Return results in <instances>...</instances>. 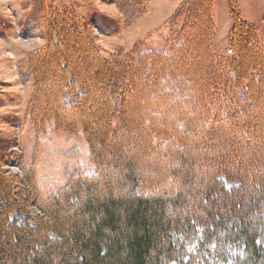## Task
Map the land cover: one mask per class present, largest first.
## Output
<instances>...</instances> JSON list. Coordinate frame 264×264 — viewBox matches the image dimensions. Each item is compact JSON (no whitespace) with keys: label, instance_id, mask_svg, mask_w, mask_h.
Masks as SVG:
<instances>
[{"label":"rangeland","instance_id":"rangeland-1","mask_svg":"<svg viewBox=\"0 0 264 264\" xmlns=\"http://www.w3.org/2000/svg\"><path fill=\"white\" fill-rule=\"evenodd\" d=\"M186 4L187 0H0V175L11 186L13 201H21L28 207L32 222L45 216L40 207L45 208L57 196L62 205L61 219L69 210L78 209L86 187L81 186L79 197L71 200L66 199L64 192L80 177L95 174L99 167L105 170L98 183L101 189L109 174L117 192L127 195L131 189L126 180L129 170L119 164L118 158L126 154L123 143L134 140L137 132L142 136L146 133L141 120L163 124L170 131L183 134L182 129L189 122L182 123L178 118L190 115L191 110L181 111L172 105L185 103L191 91L181 85L178 74L170 76V70L164 66L172 65L173 61L175 65H184L187 73L183 75L189 82L195 81L199 74L207 76L212 72L203 35L206 18L199 4L196 16L189 21L187 37L180 36L189 16ZM233 7L241 20L259 27L258 36L264 38V0H213L215 29L208 45L211 43L210 47L216 54H222L223 59L229 56L232 43ZM257 46L246 44L239 49L235 46L233 52L237 54H231L229 60L236 76L254 67L257 70L253 72L261 73V78L254 77L260 90L253 93L249 102H244L242 109L233 101L229 105L231 112L247 111L253 124L245 118L232 123L230 115L227 121L199 125L196 134L184 140L183 161L178 150H169L166 158L151 157L149 152L161 146L139 140V145L131 148L126 154L129 158L124 160L135 165L142 182L139 191L150 190L155 184L171 196L188 190L180 175L170 179L174 170H180L188 161L189 167L187 164L184 169L191 171L192 191L187 195L185 208L188 212H201L206 218L204 206L193 195L202 197L206 185L214 184L216 160L224 151L236 154L226 160L227 166L239 172L249 168L243 178L249 193L264 186V68L258 71L259 65H264V54L257 51ZM170 53L176 54L173 61L166 60ZM98 54L114 65L112 71L102 65ZM131 56L136 71L143 67L142 63L144 73L161 67L159 78L152 77L147 83L139 80L144 88L139 96L136 91H130L133 95L126 93L130 83L122 80L125 68L118 64L129 61ZM133 68L130 70L134 71ZM125 84L128 85L124 92L116 95L127 114L124 122L121 114L119 117L128 132L119 137L112 132L110 121L117 97L109 91ZM156 84L163 92L158 103H154L151 90ZM67 86L85 94L71 98ZM191 108L201 111L196 105ZM196 114L194 120L200 123ZM233 190L238 195L244 192L239 187ZM214 200L230 202L231 197L219 191L214 193L209 204L219 209ZM53 208L50 204L46 209ZM11 216L21 223L27 220L19 212ZM5 231L1 244L9 242V235L11 239L14 237L12 229ZM40 237L41 232L32 235L34 240ZM195 245L193 242L188 247L191 252ZM232 263V258L226 262Z\"/></svg>","mask_w":264,"mask_h":264},{"label":"trees","instance_id":"trees-1","mask_svg":"<svg viewBox=\"0 0 264 264\" xmlns=\"http://www.w3.org/2000/svg\"><path fill=\"white\" fill-rule=\"evenodd\" d=\"M196 4L203 7L206 18L207 28L203 35L206 38V49L210 52L208 66L212 72H209L207 76L199 74L195 81L189 82L183 75L187 73L185 66L175 65L176 62L173 61L176 56L175 53H170L166 57V60L170 59L174 62L172 65H165V61L162 62V65L170 70V76L178 74L181 85H186L189 92L191 91L185 98V103L174 102L172 105L173 108H179L181 111L191 110L190 115L178 118L182 123H189L183 127V134L180 135L174 132L175 130L170 131L169 128H165L163 124H153L151 121L141 120L142 124L145 125L146 133H143L142 136L137 132L134 140L122 144L126 148V154L135 145H139L137 144L139 140H146L161 146V148L158 147L155 151L149 152L151 157L166 158L169 150H178L180 152L179 159L183 161L185 159L183 149L186 146L184 140L188 135H195L199 125L213 124L218 120L227 121L230 115L232 116V123L243 118L248 119V112L241 111V109L244 102H249L253 93L255 94L257 90H260L254 80L256 77L257 79L261 78V73L253 72L257 70L253 66L254 69L251 71L249 69L243 70L241 76H236L234 74L237 71L230 67L229 60H231L230 55L234 53L233 48L235 46L239 49L244 48L246 44L249 46L258 44L259 50L257 51L264 54V38L258 36L261 30L259 27L241 20L239 12L233 7V36L231 48L227 52L230 57L223 59L222 54H216L210 47L211 43L208 45V38L212 37L215 29L213 0H187L185 8L189 16L180 36L181 38L187 37L188 32L186 30L189 21L196 16ZM238 39L239 41H237ZM177 53H182V50ZM100 54L97 57L102 65L112 71L114 65ZM155 59L160 60L158 57ZM129 61L118 63L125 68L122 73L123 76H120L122 80L125 79L130 83V90H126V93L129 95L132 93L130 91H136L139 92V96L144 89L143 86L139 85V80L143 79V82L147 83L152 77L159 78L161 67L157 71H152L154 72L152 75V72L150 74L147 71L144 73L146 70L144 63H142L143 67L136 71L133 68L134 58L132 56ZM45 63L43 62L42 66H45ZM130 67L134 71L130 70ZM217 67L220 71H213V68L217 69ZM262 68L264 65L261 67L259 65L258 71ZM171 81L173 84V80ZM127 85L114 89L116 91L109 89V92L117 97L116 107L110 111L111 130L113 133H117L119 137L128 131L122 123L127 118V114L119 106L121 98L117 95L119 92H124ZM146 85L144 86L147 87ZM40 86H42V80ZM41 88H39V94L42 91ZM67 88L71 98L85 94L82 90L74 91L69 86ZM160 88L156 84L151 89L154 103L162 101L163 92ZM171 95L169 96L172 99L173 96ZM232 101L241 106L238 112L229 111V105ZM105 102H108V98L105 99ZM192 105H196L201 111L193 110ZM53 110L50 111L54 113ZM118 111L122 113H118ZM132 112L133 109H131ZM119 114L123 118L122 122ZM195 114L199 115L200 123L195 122ZM247 121L250 122V119ZM146 122L150 124H146ZM250 124H253V121ZM126 154H123L118 160L119 164L129 170L126 175V180L131 185L128 194L121 195L117 192L112 184L113 176L109 174L106 175L107 180L103 184L104 189H101L102 187L98 183L100 175L105 170L103 167H99L100 170L96 171L95 174L80 177L74 184L75 186L71 184L64 192L66 199L71 200L74 197H79L81 186L86 187L85 197H82L81 205L76 210H69L64 219L59 216L62 205L59 196H57L45 208H42L44 206L40 207L45 216L32 222L29 211H26L28 207L22 205L21 201H13L12 188L7 179L0 175V242L1 236L6 234L7 228L12 229L14 234L12 239L9 235V242L0 243V263L226 264L232 258L234 260L232 264H264V186L249 193L250 191L246 189L243 181V178L249 173V168L248 170L244 168L239 172L225 164L230 156L236 155L235 153L224 151V154L216 160L217 165L212 176L214 184L206 185L202 197L193 195L194 199L202 207L204 206L206 218L201 212H188L185 208L186 202L189 200L187 195L192 191L189 189L191 171L189 168L184 169L188 161L180 170H174V174L170 177L172 179L176 175H180L188 190L184 191L183 189L180 193L171 196L162 192L158 184L153 185L150 190L145 192L139 191L142 182L136 173L133 162H124L129 158ZM248 160L251 163L252 158L249 157ZM238 165L242 167L241 163ZM187 166L189 167V164ZM254 167L255 165L252 164L251 169ZM228 182L234 185L229 187ZM235 187L241 188L245 193L236 194L233 190ZM217 191L231 197L230 202L214 200L216 205H220V211L217 206L209 204L213 194ZM50 204H53L54 208L47 210L46 208ZM70 207H72L71 204ZM226 207L229 211L222 212L221 208ZM13 212L27 216V220L22 223L18 220H12L11 214ZM35 232H41L42 237L34 240L32 235ZM193 242H196V245L194 252H191L189 246ZM187 256L190 259H187Z\"/></svg>","mask_w":264,"mask_h":264}]
</instances>
